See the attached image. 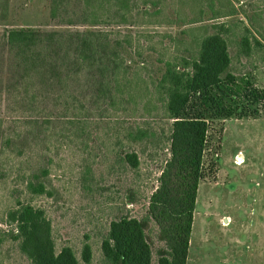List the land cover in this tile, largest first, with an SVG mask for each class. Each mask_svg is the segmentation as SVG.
<instances>
[{
    "label": "rangeland",
    "instance_id": "obj_1",
    "mask_svg": "<svg viewBox=\"0 0 264 264\" xmlns=\"http://www.w3.org/2000/svg\"><path fill=\"white\" fill-rule=\"evenodd\" d=\"M51 1L9 0L7 16L0 18V35L21 28L84 30L78 23L79 0H58L57 18L50 16ZM158 1L156 7L136 8L125 25L99 24L94 28L108 33L112 41H123L125 90L133 99L128 101V96L113 108L106 101L92 100L89 80L80 75L78 94L74 87H69V94L85 101L89 109L85 129L91 135L78 144L60 146L53 140L50 145L34 147L33 139L43 140L42 129L39 135L29 137L26 130L18 128L31 117L53 112L57 104L48 90L34 100L36 93L28 84L18 85L17 75L9 76L7 55L1 58L4 47L0 46V236L10 230L5 213L19 199L45 211L56 251L70 247L79 264H84L80 253L87 243L92 252L90 264H104L101 242L110 222L122 217L144 218L148 198L169 158L170 122L160 103L147 92H153L152 82L157 81L162 61L193 53L200 27L224 24L229 29L230 71L264 91V0ZM212 11L220 18L213 20ZM245 33L259 43L253 45L249 58L238 54ZM55 114L58 116L59 110ZM135 125L153 131V141L127 142L123 130ZM16 128L25 133L11 148H3L4 134L10 135ZM18 148L23 151L21 157L16 156ZM128 151L136 152L137 169L123 165L121 158ZM47 157L52 159L47 178L52 196L26 194L19 183L22 176L46 163ZM203 161L204 178L197 191L187 264H264V116L214 121ZM86 170L88 175L82 180ZM146 233L156 264L163 244L152 223ZM3 240L0 264H30L9 236L4 235Z\"/></svg>",
    "mask_w": 264,
    "mask_h": 264
},
{
    "label": "trees",
    "instance_id": "obj_2",
    "mask_svg": "<svg viewBox=\"0 0 264 264\" xmlns=\"http://www.w3.org/2000/svg\"><path fill=\"white\" fill-rule=\"evenodd\" d=\"M79 2L78 23L84 30L46 32L21 28L0 35V46L4 47L1 58L7 55L9 76L17 75L18 85L26 87L28 84L31 92L36 93L34 100L48 90L57 104L52 111L59 110L56 117L53 112L43 117H31V121L18 127L26 130L29 137L42 129L43 140L33 139L34 147L50 145L53 140L60 146L78 144V140L84 141L91 135L85 129L84 121L89 120L85 101H81L79 95L69 94V87H74L78 94L82 74L89 80L92 100L106 101L107 106L113 108L121 105L128 96V101L133 99L125 90L127 72L122 54L123 41H112L108 33L94 28L99 24L125 25L136 8L156 7L159 1ZM8 3L9 0H0L1 19L7 16ZM59 5L58 0L51 1L52 18H57ZM211 14L213 20L220 18L219 13L212 11ZM199 29L202 32L193 53L162 61L157 81L152 82L153 92H147L160 103L165 119L170 122L169 158L148 198L144 218L122 217L110 222L101 242L104 264H153V251L146 233L149 223L154 225L157 239L163 244L157 251L156 264H187L197 191L204 178L203 160L210 125L218 120L264 116V91L254 87L248 78L236 77L230 71L231 57L226 39L229 29L222 23ZM245 32L249 33L248 29L245 28ZM258 44L245 33L239 40L238 54L249 58L253 45ZM26 89L24 94L28 93ZM18 128L10 135L4 134L7 137L3 148H11L17 139L20 140L25 131H17ZM123 132L124 139L130 144L151 143L155 136L153 131L138 125L125 128ZM45 149L40 148L43 152ZM16 156H23L22 149H17ZM48 158L46 163L22 176L19 183L26 194L52 196L47 180L52 159ZM121 160L131 169L138 168V156L134 151L124 153ZM87 175L86 170L82 180ZM2 176L0 171V180ZM5 218L10 230L4 235L17 244L19 252L30 264H79L70 247L56 251L51 223L43 209L16 199ZM4 235L0 236V245ZM80 257L84 264H90L89 244H83Z\"/></svg>",
    "mask_w": 264,
    "mask_h": 264
}]
</instances>
